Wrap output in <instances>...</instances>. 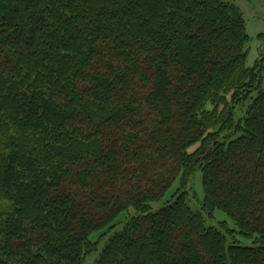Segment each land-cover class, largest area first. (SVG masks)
<instances>
[{"label": "trees", "instance_id": "16d2710c", "mask_svg": "<svg viewBox=\"0 0 264 264\" xmlns=\"http://www.w3.org/2000/svg\"><path fill=\"white\" fill-rule=\"evenodd\" d=\"M249 41L225 0H0V264H264Z\"/></svg>", "mask_w": 264, "mask_h": 264}, {"label": "rangeland", "instance_id": "374dc122", "mask_svg": "<svg viewBox=\"0 0 264 264\" xmlns=\"http://www.w3.org/2000/svg\"><path fill=\"white\" fill-rule=\"evenodd\" d=\"M228 3H231L237 6L240 9L241 14L243 15V19L246 25V35L250 37L249 44L247 46V62L246 66L251 67L256 60H258L260 56V50L264 46V0H225ZM249 102L243 104L242 107L237 111L239 117L243 114L244 110L248 107ZM191 192L193 196H190L188 199V204L192 209H196L199 205L200 201H202L203 192L201 186V175L199 172L195 174V176L191 180ZM175 189V186H174ZM173 189V190H174ZM171 190L166 196L165 200L168 196L173 192ZM164 200V201H165ZM160 204L153 205V209L157 208ZM131 214L133 212L131 211ZM126 213L122 214L120 218L124 217ZM119 218V219H120ZM222 221L226 222L228 229L236 230L235 226L230 222L229 219L226 218L224 214L215 213L211 222L208 225H218V223H222ZM257 237L251 239H244L240 237L238 234L233 235V238L230 241L236 242L238 245L242 247L252 246L257 247L259 245V241ZM94 256L88 257L86 264H90L94 260Z\"/></svg>", "mask_w": 264, "mask_h": 264}]
</instances>
